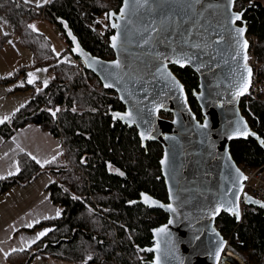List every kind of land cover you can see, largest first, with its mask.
<instances>
[{"label":"trees","instance_id":"1","mask_svg":"<svg viewBox=\"0 0 264 264\" xmlns=\"http://www.w3.org/2000/svg\"><path fill=\"white\" fill-rule=\"evenodd\" d=\"M121 4L122 0H50L45 5L0 0V14L32 50L35 63L53 72L46 86L34 90L25 105L0 123V134L10 138L26 124L37 123L58 137L64 147V152L45 166L27 153H20L19 172L0 180L2 195L13 186L29 185L41 174L53 172L55 180L48 191L61 208L60 216L36 225L53 226L51 231L31 247L8 255L11 264H31L35 256L69 264H149L152 259V254L144 250L153 245V229L165 223L168 215L160 209L129 203L138 199L141 192L168 201L160 166L162 146L151 141L144 149L137 129L113 118L111 111L125 109L117 93L105 89L93 72H81L58 56L48 36L33 26L41 18L51 21L64 34L66 49L70 51L71 44L55 20L63 18L87 50L112 59L115 54L109 43L114 30L108 16ZM243 9L248 34L253 37L252 48L264 61V3L236 0L235 10ZM104 14L107 26L101 31L100 18ZM8 39L9 35L0 37V48ZM172 69L185 84L190 104L201 118L192 94L198 86L197 74L190 67L173 65ZM18 73L0 82L16 80ZM241 109L252 128L264 138V101L247 103L243 98ZM230 150L238 165L264 164V148L253 138L232 141ZM216 225L250 264H264L263 209L244 205L240 223L235 216L223 213Z\"/></svg>","mask_w":264,"mask_h":264},{"label":"water","instance_id":"2","mask_svg":"<svg viewBox=\"0 0 264 264\" xmlns=\"http://www.w3.org/2000/svg\"><path fill=\"white\" fill-rule=\"evenodd\" d=\"M235 3L236 0H123L118 11L109 13L114 30L109 43L115 54L112 59L87 50L68 21L55 17L71 44V52L105 89L115 91L125 106L124 110L111 111L113 118L128 128L135 127L144 149L151 141L163 148L160 166L168 201L141 192L129 203L160 209L168 215L165 223L153 229V245L144 250L152 254L149 264H156L157 256L160 264H217L215 253L221 240L226 244L219 264H250L216 225L223 213L235 216L228 209L237 205L239 218L235 217L239 223L244 205L264 211V201L243 193L244 172L230 150L232 141L249 138L264 148L260 143L264 138L252 128L241 109L251 83L243 95H237L248 79L244 53L237 40L248 41L247 56L250 42L246 20L232 22L233 13L243 12L244 16L246 11L235 10ZM240 27L245 28L243 37L236 32ZM113 36L119 37L115 48ZM117 60L120 67L115 66ZM176 60L184 62V66ZM173 65L190 67L197 74L198 86L192 94L201 118L193 110L186 86ZM106 84L112 86L105 87ZM129 111L131 118L126 117ZM163 112L172 116L165 117ZM114 113L126 118L117 119ZM129 119L135 123H129ZM245 131L254 135L238 134ZM165 156L167 164L163 163ZM145 195L157 203H145ZM218 206H222L221 211L214 215ZM161 228L167 230L158 232Z\"/></svg>","mask_w":264,"mask_h":264},{"label":"crops","instance_id":"3","mask_svg":"<svg viewBox=\"0 0 264 264\" xmlns=\"http://www.w3.org/2000/svg\"><path fill=\"white\" fill-rule=\"evenodd\" d=\"M35 5L37 0H27ZM50 0H41L45 5ZM0 119H8L33 96L24 98L14 91L11 83L0 82ZM22 86V85H16ZM15 86V87H16ZM11 96V97H10ZM5 119L4 121L8 120ZM64 152L61 140L37 123L19 128L10 138L0 134V177L6 178L19 172V154L27 153L45 166ZM9 173H12L11 175ZM3 178H0L3 179ZM55 180L53 172L41 174L29 185H16L0 195V264H11L8 255L31 247L43 238L53 226L36 225L60 216L61 208L51 200L48 187ZM59 213V215H57ZM41 232H46L40 236ZM54 259L35 256L31 264H69Z\"/></svg>","mask_w":264,"mask_h":264},{"label":"rangeland","instance_id":"4","mask_svg":"<svg viewBox=\"0 0 264 264\" xmlns=\"http://www.w3.org/2000/svg\"><path fill=\"white\" fill-rule=\"evenodd\" d=\"M259 1L264 3V0ZM40 3H42L41 0H37V4L40 5ZM106 19V14H104L100 18L101 31H104L106 29ZM33 26L35 30L43 32L48 36V38L52 42L55 53L66 60L70 52L67 51L64 45L65 42L63 43L58 37L61 34V31L58 30L51 21L45 18L36 20ZM2 35H9V39L0 48V79L10 77L17 71H20V73H18L17 75L18 78L16 80L4 82H10L11 85H13L14 91H19L18 95H22L24 98H27L32 95L34 90H39L41 87L45 86V81L48 84L53 76V72L49 69V67L44 65H37L35 63L32 50L20 41V38L15 33L14 28L12 27L10 22L6 19V17L0 14V37ZM30 79L34 81L31 84L28 83ZM17 84L23 86L29 84V86L26 89L16 90L15 86ZM59 263L67 262L62 260Z\"/></svg>","mask_w":264,"mask_h":264},{"label":"built area","instance_id":"5","mask_svg":"<svg viewBox=\"0 0 264 264\" xmlns=\"http://www.w3.org/2000/svg\"><path fill=\"white\" fill-rule=\"evenodd\" d=\"M58 37L64 43V34L61 33ZM252 39L253 37L248 34L250 48L247 56V64L252 69V79L249 92L244 97L247 103H251V101H264V61L260 59L252 48ZM69 52L70 54L65 61L72 64L75 69L83 72L86 69L83 61L76 57L71 50ZM239 167L243 170L244 177H247L243 182V193L264 201V164L254 167L244 163L239 165Z\"/></svg>","mask_w":264,"mask_h":264},{"label":"snow or ice","instance_id":"6","mask_svg":"<svg viewBox=\"0 0 264 264\" xmlns=\"http://www.w3.org/2000/svg\"><path fill=\"white\" fill-rule=\"evenodd\" d=\"M45 2H47V0H45ZM113 15H114V14H113ZM242 18H243V12H240V13H233V20H232V22L235 23L236 21H240V20H242ZM112 27H119V25L113 24ZM236 32H237L238 37H243V34H244V32H245V28H243V27L237 28V29H236ZM118 39H119L118 36H113V37H112V41H113V43H112V47H114V48L117 47V41H118ZM237 43H238V45L240 46L241 51L244 53L245 68H246L247 73H248V79L244 82V84H243V86L241 87L240 91L237 92V95H243V94L247 91L248 87L250 86V83H251L250 77H251V75H252V70H251V68H248V67H247V63H246V61H247V59H248L247 54H246V50H247V48H248V41H247L246 39H243V40H242V43H241V41L238 39V40H237ZM196 46L199 47V45H196ZM239 54H240V53L238 52L237 55H239ZM175 63L180 64L181 67L184 66V62H182L181 60H176ZM115 66H116V67H120V61H119V60L115 61ZM30 75H31V74H30ZM169 75H171V74L169 73ZM172 79H173V81H174L175 83H177V85L180 87V90L183 91V86H182V85H179V82H178V81H175V78H174V77H173ZM33 82H34V81H33L32 79H30V80L28 81V83H30V84L33 83ZM46 85H47V82L45 81V86H46ZM111 86H112V85H110V84H106V85H105V87H111ZM158 110H159V108H157V111H158ZM53 115H55V113H53ZM114 117L117 118V119H125L126 117H127V118H131V117H132V112L129 111V112L126 114V117H125V116H122L120 113H114ZM5 119H8V118L5 117L4 119H0V123H4V120H5ZM128 122H129V123H135V120H134V119H129ZM203 127H207V124H204ZM246 127H247V126H246V124H245V128H246ZM238 134H243V135L247 136V135H249V134H253V133H249V132L245 131L244 133H239V132H238ZM141 135L143 136L144 134L141 133ZM253 135H254V134H253ZM145 138H149V137H145ZM260 143H261V144H264V140H261ZM33 159H35V157H33ZM163 163L167 164V156H165V159H164ZM237 171L239 172L238 169H237ZM9 174L11 175L12 173H9ZM120 174L123 175V173H120ZM240 175H243V174L241 173ZM0 178H3V177H0ZM243 178H244V179H247V177H243ZM246 199H247L249 202H253L251 197H247V196H246ZM237 200H239V196H237ZM144 202H145V203H151V204H156V203H157V202L154 201V200H150V198H149L148 196H146V195L144 196ZM160 206H161V207H164V205H160ZM167 207H168L170 210L175 211V209L172 208L171 205H168ZM221 207H222V206H218V207H216V209H215V211H214L213 214H214V215H215V214H219V212L221 211ZM261 207H264V204H261ZM228 210L231 211L232 214L235 215L237 218H239V207H238V205H237L236 207H234V208H230V209H228ZM57 215H59V213H57ZM166 230H167L166 228H161V229L158 230V232H165ZM48 231H51V229H49ZM45 234H46V232H41L39 235L42 237V236H44ZM225 244H226V242H224L223 240H221V245H220V247L218 248V250H217L216 253H215V258H216L217 264H219V262H220L221 253L224 251V246H225ZM148 251H152V249H148ZM89 259H91V257H89ZM156 264H160V258H159V256L156 257Z\"/></svg>","mask_w":264,"mask_h":264},{"label":"flooded vegetation","instance_id":"7","mask_svg":"<svg viewBox=\"0 0 264 264\" xmlns=\"http://www.w3.org/2000/svg\"><path fill=\"white\" fill-rule=\"evenodd\" d=\"M122 1H123V0H122ZM118 10H119V9H118ZM118 10H117V11H118ZM115 11H116V10H115ZM108 23H109V16H108Z\"/></svg>","mask_w":264,"mask_h":264}]
</instances>
